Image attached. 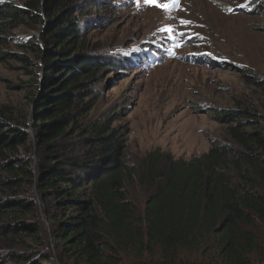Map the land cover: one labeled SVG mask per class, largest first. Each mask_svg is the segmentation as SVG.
I'll list each match as a JSON object with an SVG mask.
<instances>
[{
  "label": "trees",
  "instance_id": "1",
  "mask_svg": "<svg viewBox=\"0 0 264 264\" xmlns=\"http://www.w3.org/2000/svg\"><path fill=\"white\" fill-rule=\"evenodd\" d=\"M81 2L0 0V64L27 77L22 104L0 106V264L262 263L264 116L218 109L228 132L206 153L130 165L120 131L90 117L114 60L87 40ZM22 27L37 39L13 44ZM133 183L149 193L142 218Z\"/></svg>",
  "mask_w": 264,
  "mask_h": 264
},
{
  "label": "rangeland",
  "instance_id": "2",
  "mask_svg": "<svg viewBox=\"0 0 264 264\" xmlns=\"http://www.w3.org/2000/svg\"><path fill=\"white\" fill-rule=\"evenodd\" d=\"M81 1L87 40L97 55L114 60L100 75L90 117L120 131L130 165L150 152L185 161L206 153L228 132L215 118L218 109L264 116V0H178L167 12L145 0ZM38 35L22 27L13 44ZM148 51L160 60L148 63ZM134 54L140 56L128 65ZM19 67L0 64V106L22 104L18 85L27 77ZM127 190L142 218L146 186L133 183ZM189 253L184 260L193 258ZM121 257V264L144 262L132 253Z\"/></svg>",
  "mask_w": 264,
  "mask_h": 264
},
{
  "label": "snow or ice",
  "instance_id": "3",
  "mask_svg": "<svg viewBox=\"0 0 264 264\" xmlns=\"http://www.w3.org/2000/svg\"><path fill=\"white\" fill-rule=\"evenodd\" d=\"M146 3L161 8L162 11H170L174 6L178 5V0H165L164 3H160L159 0H145ZM231 11V9H229ZM183 24H188V21H182ZM162 31L171 32L170 28L161 29ZM183 35V33H181ZM179 47V45H177Z\"/></svg>",
  "mask_w": 264,
  "mask_h": 264
},
{
  "label": "built area",
  "instance_id": "4",
  "mask_svg": "<svg viewBox=\"0 0 264 264\" xmlns=\"http://www.w3.org/2000/svg\"><path fill=\"white\" fill-rule=\"evenodd\" d=\"M262 264H264V261H263V263Z\"/></svg>",
  "mask_w": 264,
  "mask_h": 264
}]
</instances>
